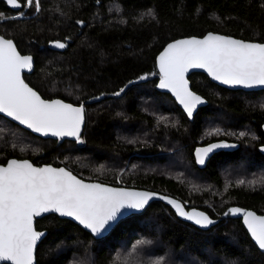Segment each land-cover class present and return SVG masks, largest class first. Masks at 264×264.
<instances>
[{
    "label": "trees",
    "instance_id": "16d2710c",
    "mask_svg": "<svg viewBox=\"0 0 264 264\" xmlns=\"http://www.w3.org/2000/svg\"><path fill=\"white\" fill-rule=\"evenodd\" d=\"M25 2L13 10L0 0V34L33 55L26 82L46 98H99L84 104L79 141L35 135L0 114V162L62 164L84 179L167 193L212 217L233 204L264 213V89H228L191 72L190 87L206 104L188 119L154 86V56L170 39L211 30L264 41V0H39V12L33 4L13 17ZM214 139L232 147L198 167L193 147ZM35 227L47 230L36 264H264L239 217L201 229L159 200L100 238L55 213Z\"/></svg>",
    "mask_w": 264,
    "mask_h": 264
},
{
    "label": "snow or ice",
    "instance_id": "6c2138e0",
    "mask_svg": "<svg viewBox=\"0 0 264 264\" xmlns=\"http://www.w3.org/2000/svg\"><path fill=\"white\" fill-rule=\"evenodd\" d=\"M6 3L17 9L21 7V0H6ZM33 4L39 12V0H26L24 6L32 7ZM51 43L57 48L66 46L61 41ZM32 66L31 56L21 55L13 40L0 36V113L36 133L75 137L79 141L84 121L83 105L74 107L61 100L42 99L21 75L22 69H31ZM158 66L160 82L157 86L170 90L192 117L203 100L190 90L185 78L189 69H205L213 79L226 85H264V43L208 33L203 39L193 37L168 44L158 57ZM123 91L121 88L115 95ZM220 131L213 129L208 134ZM225 147L232 145L216 143L197 148V163L204 164L214 149ZM155 195L86 183L64 168L35 167L28 160H8L6 166H0V261L33 264L37 241L44 235L35 230L34 218L44 213L72 217L99 235L114 226L123 214L122 209H143ZM160 198L172 205L179 216L197 225L206 227L214 223L203 212L186 211L181 202L166 196ZM229 213L243 215L251 237L259 249L264 250V216L240 208H229L225 215ZM162 260L160 258L155 264H161Z\"/></svg>",
    "mask_w": 264,
    "mask_h": 264
},
{
    "label": "water",
    "instance_id": "95a60500",
    "mask_svg": "<svg viewBox=\"0 0 264 264\" xmlns=\"http://www.w3.org/2000/svg\"><path fill=\"white\" fill-rule=\"evenodd\" d=\"M5 1H6V0H5ZM7 5H8V4H7ZM8 6H9V5H8ZM10 7H11V6H10ZM11 9H13V10H17V8H14V7H11ZM208 33H213V34H215V35H221V36H225V37H231V38H233V39L242 40V41H245V42L264 43V41H257V40L244 39V38H241V37L233 36V35L226 34V33H221V32L211 31V30L206 31V32H204V33L201 34V35H184V36L175 37V38L170 39V40H168L167 42H165V43L163 44V46H162V47L156 52V54H155V56H154V63H155V67H156V70H157V73H158V78L156 79V81H155V83H154V86H155V88H156L158 91H163V92H167V93H169V95L174 99L176 105H177V106H178V107L184 112V114L186 115V117H187L188 119H191L192 117H189V116H188V114H187L186 111L184 110L183 106L179 103V101L176 99V97L173 95V93H172L170 90H168V89H161V88H159V87L157 86V85L159 84V82H160V70H159V66H158V57H159L160 54L164 51V49L167 47L168 44H170V43H172V42H174V41H176V40L190 39V38H193V37H195V38H197V39H203V37L206 36ZM0 36H4V35L0 34ZM4 37H5L6 39H11V40H13V39L10 38V37H6V36H4ZM13 42H14V40H13ZM14 44H15V42H14ZM15 45H16V44H15ZM16 48H17V46H16ZM17 51H18L21 55H27V56H31V57L33 58V66H32V68H31V69H22V71H21V75H22V78L24 79L25 83H27L30 87H32L28 82H26V80H25V78H24V74H25V73H31V72L33 71V69H34V65H35L34 57H33V55H32L31 53H22V52H20V51L18 50V48H17ZM191 72H201V73L205 74V75L208 77V79H209L210 81H212V82H214V83H216V84H218V85H220V86H222V87L228 88V89H242V90H259V89H264V85H257V86H253V87H244V86H242V85H226V84H223L221 81H217V80L213 79V78L207 73V71H206L205 69H201V68H191V69H189V71L185 74V78L188 80V83H189L188 75H189ZM189 87H190V83H189ZM32 88H33V89H34V90H35V91L41 96V98L44 99V100H61V101H63L64 103H68V104L73 105L74 107H79V106L83 105V108H84V104H85V103L91 102V101L95 100L96 98H99V97H95V98H93V99L84 100V101H82L80 104H75V103H72V102H70V101H67V100H65V99H63V98H61V97H48V98L43 97V96H42V95H41V94H40V93H39L34 87H32ZM190 90L193 91V92H195L193 89H191V87H190ZM195 93H196L197 95H199V96L202 98V100H203V103L200 104V105H198L197 108H198L199 106L205 105V104H206V99H205L203 96H201L200 94H198L197 92H195ZM197 108L194 110V113H195V111L197 110ZM194 113H193V114H194ZM0 114H1V115H4L5 117H7L8 119H10L11 121H13V122L19 124L20 126H22L23 128L29 130L30 132H32V133L35 134V135H39V136H41V137H45V138H65V137H56V136H53V135H51V134H49V135H43V134H41V133H36V132L32 131L31 129L27 128L25 125L20 124L18 121L13 120L11 117H8L6 114H3V113H0ZM192 116H193V115H192ZM84 123H85V109H84V121H83V123H82V125H81V131H82V129H83ZM260 127H261V130L264 132V122L261 123ZM66 138L75 139V137H66ZM216 143H225V144L230 145V143H228V142H226V141H224V140H221V139H214V140H211V141H208V142L202 143V144H197V145H195V146L193 147V149H192L193 159H194L195 164H196L198 167H202V166H204L205 163H204V164H199V163H197L196 155H195L196 149H197V148L207 147V146L210 145V144H216ZM229 148H230V147L217 148V149H214L212 153H214V152H216V151H219V150H221V149H229ZM257 149H258V151H259L260 153L264 154V143L259 144V145L257 146ZM212 153H210V154L208 155V157H209ZM208 157H206L205 162H206V160L208 159ZM12 159H15V160H28V161H29L31 164H33V166H35V167L51 166V167H53V168H64V169L70 171V172H71L73 175H75L78 179H82V180H84V182H86V183H100V184H104V185H106V186H108V187H112V188H123V189H127V190H129V191H142V192L155 193L156 195L153 196V197L149 200L148 204H149L151 201H153V200H159V201H161L162 203L168 205V206L172 209V211L174 212V214H175L179 219H181V220H183V221H186V222H189V223L193 224L194 226H196V227H198V228H201V229L208 228V227L211 226L212 224L216 223L220 218L227 216V215H225V213L228 212V209H229V208H240V209H243V210H246V211H252V212H254L257 216H264V213H259V212H256L255 210L251 209V208H247V207H243V206H240V205H237V204H233V205H229V206H227V207H226V208L220 213V215H218V216H216V217H212V216H210L206 211H204L203 209H200V208H197V207H194V206L186 207V206L184 205V203H183L180 199H178V198H176V197H174V196H172V195H169V194H167V193H162V192H160V191L153 190V189H146V188H140V187H134V186H128V185H122V184H112V183H107V182H103V181L95 180V179H84V178L78 176L77 174H75L73 171H71L70 169H68L66 166H64V165H62V164H61V165H54V164H52V163L35 164V163H33L29 158H26V157H9L4 163L0 162V166H6L8 160H12ZM161 196H166V197H169V198H171V199H174V200H177V201L181 202V203L184 205V208H185L186 211H192L193 209H195V210H197V211H200V212L205 213V214H206L211 220L214 221V223H212V224H210V225H208V226H206V227H203V226H200V225L195 224V223H194L193 221H191V220H188V219H186V218H184V217L179 216V215L176 213L175 209L172 207V205L168 204L166 200L161 199V198H160ZM148 204H147V205H148ZM147 205H146V206H147ZM146 206H145V207H146ZM145 207H144V208H145ZM144 208H143V209H144ZM143 209H122L121 211H122L123 214L120 215V216L118 217V220H117V222L114 223V226H115V225H116V224H117V223H118L123 217H125L126 215H128V214H130V213L140 212V211H142ZM50 213H52V212H50ZM50 213H44V214H42L41 216H39V217H35V218H34V228H35V230L44 234V235H43V236L37 241L36 247H37L38 243L42 240V238H44V236L47 234V230H46V229H37V228L35 227V220H36V218H40V217H42V216H44V215H47V214H50ZM55 214L58 215L59 217L67 218V219L72 220L73 222H75V223H77L79 226H81L83 229H85L86 231H88V232H89L93 237H95V238H100V237L106 236V235L112 230V228L114 227V226H113V227L110 228L108 231L103 232L102 234L97 235V234H93V233L91 232L90 229L85 228L83 225H81V224H80L78 221H76L74 218H72V217H67V216H61V215H59L58 213H55ZM228 215L231 216V217H239L240 222H241V224L243 225V227H244L246 233L248 234L249 238H250L251 241L255 244V246L259 249V247L256 245L255 241H254L253 238L251 237V235H250V233H249V231H248L246 225H245L244 222H243V215H242V214H231V213H229ZM36 247H35V249H34L33 264H36ZM259 250L264 254V250H261V249H259ZM4 263L10 264V262L0 261V264H4Z\"/></svg>",
    "mask_w": 264,
    "mask_h": 264
},
{
    "label": "rangeland",
    "instance_id": "374dc122",
    "mask_svg": "<svg viewBox=\"0 0 264 264\" xmlns=\"http://www.w3.org/2000/svg\"><path fill=\"white\" fill-rule=\"evenodd\" d=\"M25 10H26V7H24V8L22 9V11H19V12L15 13V14H12V16H13V17H22V16L25 15ZM18 13H23V15H22V16H21V15H18ZM53 41H57V40H53ZM53 41H51V42H53ZM58 41H60V40H58ZM61 42H63V41H61ZM63 43H64V42H63ZM51 45L54 46L53 43H51Z\"/></svg>",
    "mask_w": 264,
    "mask_h": 264
},
{
    "label": "flooded vegetation",
    "instance_id": "af4514ba",
    "mask_svg": "<svg viewBox=\"0 0 264 264\" xmlns=\"http://www.w3.org/2000/svg\"><path fill=\"white\" fill-rule=\"evenodd\" d=\"M222 150V149H221ZM220 151V150H219Z\"/></svg>",
    "mask_w": 264,
    "mask_h": 264
}]
</instances>
